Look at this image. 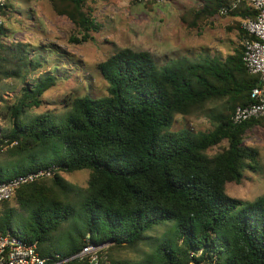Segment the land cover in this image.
Segmentation results:
<instances>
[{
  "label": "trees",
  "instance_id": "trees-1",
  "mask_svg": "<svg viewBox=\"0 0 264 264\" xmlns=\"http://www.w3.org/2000/svg\"><path fill=\"white\" fill-rule=\"evenodd\" d=\"M48 1L74 26L79 37L72 36L71 43L92 40L98 25L87 0ZM225 3L217 0L188 20L183 16L188 30L219 14ZM9 8L7 0L4 19ZM229 16L243 20L255 13L242 3ZM234 28L239 40L247 36L239 22ZM1 35H7L3 27ZM28 66L22 46L0 41V81L19 79ZM97 67L107 94L66 100L69 113L60 125L47 114L20 123L24 113L41 106V96L55 85L52 76L25 87L8 108L11 128L0 135V146L6 147L1 154L27 163L13 172L0 169V181L58 168L52 178L16 191L13 198L31 211L25 232L17 235L36 242L42 256L70 257L87 239L109 243V264H125L109 259V252L133 250L153 227L173 221V238L155 249L157 264H264V194L243 201L226 193L227 184H240L244 170L257 163V152L243 144L247 131L264 126V117L231 122L234 109L252 103L251 92L260 85L243 63V48L221 60L180 58L163 67L148 52L123 48ZM214 101L225 105L211 118L212 131H170L175 116L195 115ZM223 142L226 147L207 155ZM84 169L91 171L87 188L70 190L60 173ZM74 207L83 218L78 243L69 254L50 250L49 239ZM0 231H11L6 214Z\"/></svg>",
  "mask_w": 264,
  "mask_h": 264
},
{
  "label": "rangeland",
  "instance_id": "rangeland-1",
  "mask_svg": "<svg viewBox=\"0 0 264 264\" xmlns=\"http://www.w3.org/2000/svg\"><path fill=\"white\" fill-rule=\"evenodd\" d=\"M216 1L165 0L162 4L140 5L129 0H87L98 29L91 32L92 40L75 44L70 42L72 36L79 37L74 26L66 17L57 16L48 0H10L3 26L7 35H1L0 41L9 47L22 46L31 66L21 72L19 79L0 81V135L11 128L8 108L25 87H32L45 77L56 78L55 85L41 96L39 108L24 113L21 124L47 114L60 125L69 113L66 100L85 95L105 96L107 84L97 66L118 49L148 52L159 67L180 58L199 63L224 59L241 46L242 40L238 39L234 28L240 23L239 19L217 14L191 30L183 20V16L188 20L190 14ZM36 61L40 65L35 66ZM224 105L225 102L214 101L195 115H177L170 131L210 132L215 126L211 118ZM243 144L257 152V163L253 170H244L240 184H227L226 193L232 198L253 201L264 194V126L257 125L247 131ZM226 146L227 142H223L209 149L207 155L212 157ZM26 163L0 154V169L4 171H16ZM90 173L84 169L60 174L70 190L78 191L87 188ZM30 213L14 198L6 206H0V219L6 214L10 230L15 234L25 232ZM173 228V221L155 226L145 234L138 247L111 251L109 259L125 264H157L155 249L161 242L173 238ZM82 233V214L74 207L47 245L52 251L69 254Z\"/></svg>",
  "mask_w": 264,
  "mask_h": 264
},
{
  "label": "built area",
  "instance_id": "built-area-1",
  "mask_svg": "<svg viewBox=\"0 0 264 264\" xmlns=\"http://www.w3.org/2000/svg\"><path fill=\"white\" fill-rule=\"evenodd\" d=\"M145 5L147 3L162 4L165 0H129ZM7 0H0V29L4 26L1 12L5 9ZM242 3L248 4L255 13L253 18L240 20L242 29L247 36L242 39L243 63L250 74L259 76L260 85L251 92L252 103L237 106L231 117L233 125H241L250 120L264 117V0H226L219 9L220 16H229ZM6 147L0 146V154ZM58 171L56 166L20 175L7 181H0V206L11 200L16 191L25 185L42 179L52 178ZM109 243L94 244L86 240L85 246L70 257L59 254L42 256L36 242H29L17 234L0 231V264H109L107 249Z\"/></svg>",
  "mask_w": 264,
  "mask_h": 264
}]
</instances>
